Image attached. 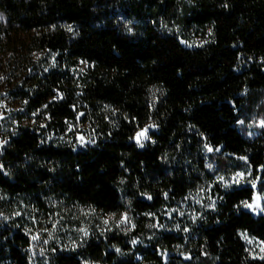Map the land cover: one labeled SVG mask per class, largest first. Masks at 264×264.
Instances as JSON below:
<instances>
[{
    "label": "trees",
    "instance_id": "16d2710c",
    "mask_svg": "<svg viewBox=\"0 0 264 264\" xmlns=\"http://www.w3.org/2000/svg\"><path fill=\"white\" fill-rule=\"evenodd\" d=\"M178 30L210 39L185 47ZM40 54L55 67L36 61ZM79 63L88 70L76 81L70 72ZM0 66V85L23 103V117L47 116L45 126L19 124L7 137L0 202L24 198L67 220L81 209H131L141 226L210 177L205 146L246 158L264 181V137L251 141L238 129L264 101V0H0ZM77 111L97 124L96 144L74 151L46 142L51 132L65 134ZM150 123L158 132L139 149L132 139ZM253 197L251 187L220 191L191 236L167 234L159 247L180 244L196 264H264L240 237L264 244V215L242 209ZM30 248L21 226L0 225V264H31ZM128 249L110 234L48 264H190L165 263L149 249L140 261Z\"/></svg>",
    "mask_w": 264,
    "mask_h": 264
},
{
    "label": "rangeland",
    "instance_id": "374dc122",
    "mask_svg": "<svg viewBox=\"0 0 264 264\" xmlns=\"http://www.w3.org/2000/svg\"><path fill=\"white\" fill-rule=\"evenodd\" d=\"M177 32L185 47L198 48L204 46L210 39L209 33L203 34L198 30H192L189 34L179 30ZM35 59L42 60L40 62L42 64H46L47 59L50 61H47L49 67L51 69L55 67L54 57L51 55H35ZM48 70L50 69L45 71ZM87 70V64L79 63L71 70V77L81 81ZM2 78L3 74L0 75V81ZM8 89L6 83L0 85V154L8 143L7 137L16 126L19 124L45 126L47 120V116H42L41 113L24 118L23 103L12 97ZM60 96L57 95V98ZM86 120L84 113L77 111L75 119L67 123L66 133L58 135L51 132L46 136V142L70 147L74 151L94 146L98 140L99 130L96 123ZM238 129L251 141L264 137V101H261L258 107L246 110L238 123ZM157 132V127L150 123L135 134L132 142L139 149H144L151 143V135ZM138 133L141 135L138 136ZM203 153L210 177L199 184L184 200L170 203L156 213L145 215L147 221L141 223L143 226H139L138 219L131 209L117 215H104L91 209H81L75 219L67 220L61 212L49 217L37 207L33 208L24 198L4 197L0 202V225L12 222L22 227L31 241V248L28 250L31 264H48L50 258L57 252L78 251L85 242L104 239L110 234L122 235L129 247V253L137 254V260H143L142 252L149 249L152 253L162 256L165 263L172 261L196 264L185 247L180 244L174 245V249L169 251L159 247V242L167 234L176 238L180 235L191 236L192 229L200 226L208 215L215 211L220 191L251 187L254 190V197L252 201L244 203L242 209L255 217L264 215V181L254 175L247 159L223 155L220 149L208 146L203 148ZM240 237L245 242L251 258L261 259L264 256L263 243L244 232L240 233ZM114 251L124 253L122 249L114 248Z\"/></svg>",
    "mask_w": 264,
    "mask_h": 264
},
{
    "label": "snow or ice",
    "instance_id": "6c2138e0",
    "mask_svg": "<svg viewBox=\"0 0 264 264\" xmlns=\"http://www.w3.org/2000/svg\"><path fill=\"white\" fill-rule=\"evenodd\" d=\"M137 135L139 136V135H141V134H140V133H138ZM141 146H143V145H141Z\"/></svg>",
    "mask_w": 264,
    "mask_h": 264
}]
</instances>
